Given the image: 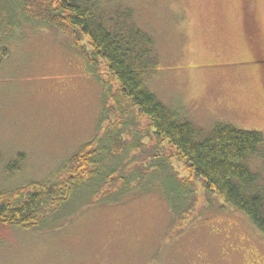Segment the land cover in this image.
Listing matches in <instances>:
<instances>
[{
	"label": "rangeland",
	"instance_id": "rangeland-1",
	"mask_svg": "<svg viewBox=\"0 0 264 264\" xmlns=\"http://www.w3.org/2000/svg\"><path fill=\"white\" fill-rule=\"evenodd\" d=\"M123 3L155 36L160 68L148 86L164 103L205 129L225 121L264 132V61L254 60L264 58V0ZM10 49L0 64V190L56 171L96 135L105 98L63 33ZM18 152L25 164L9 173ZM199 192L197 217L177 235L160 192L83 209L52 230L0 225V264H264V234L248 216Z\"/></svg>",
	"mask_w": 264,
	"mask_h": 264
},
{
	"label": "trees",
	"instance_id": "trees-1",
	"mask_svg": "<svg viewBox=\"0 0 264 264\" xmlns=\"http://www.w3.org/2000/svg\"><path fill=\"white\" fill-rule=\"evenodd\" d=\"M48 29L73 43L100 83L102 125L49 176L1 189L0 225L52 230L83 209L160 192L177 235L197 217L200 186L206 204L215 194L264 234V132L225 121L205 129L151 91L160 54L134 8L123 0H0V64L11 42ZM25 158L18 152L6 170H21Z\"/></svg>",
	"mask_w": 264,
	"mask_h": 264
},
{
	"label": "flooded vegetation",
	"instance_id": "flooded-vegetation-1",
	"mask_svg": "<svg viewBox=\"0 0 264 264\" xmlns=\"http://www.w3.org/2000/svg\"><path fill=\"white\" fill-rule=\"evenodd\" d=\"M254 60H256V61H264V58L263 57H259V58H255Z\"/></svg>",
	"mask_w": 264,
	"mask_h": 264
}]
</instances>
